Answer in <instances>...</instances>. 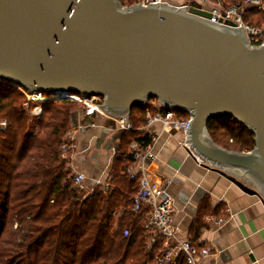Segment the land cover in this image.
Wrapping results in <instances>:
<instances>
[{
  "label": "water",
  "instance_id": "1",
  "mask_svg": "<svg viewBox=\"0 0 264 264\" xmlns=\"http://www.w3.org/2000/svg\"><path fill=\"white\" fill-rule=\"evenodd\" d=\"M209 7L121 0H0V80L47 94L103 98L124 117L156 99L189 114L188 143L206 168L264 203V45ZM229 117L254 134L249 152L210 136Z\"/></svg>",
  "mask_w": 264,
  "mask_h": 264
},
{
  "label": "trees",
  "instance_id": "2",
  "mask_svg": "<svg viewBox=\"0 0 264 264\" xmlns=\"http://www.w3.org/2000/svg\"><path fill=\"white\" fill-rule=\"evenodd\" d=\"M121 1L131 6L137 0ZM241 1L224 0L227 5ZM254 16H259L254 9L246 11L247 19ZM24 100L18 89L0 80V115L9 121L7 130L0 131V264H153L155 252L148 248L141 214L127 209L106 212L96 220L95 213L102 205L113 208L124 203L125 195L134 190L136 183L127 170L134 165L135 154L153 143L145 126L147 110H157L151 105L156 99L132 110V129L125 131L114 156L109 192L100 186L75 188L72 168L61 154L78 102L65 98L47 103L34 134ZM173 111L178 119L189 118ZM208 131L222 147L219 137L238 146L234 149L238 152L255 147L254 134L232 118L211 119ZM133 143L136 148H130ZM221 206L213 207L204 197L190 235L198 238Z\"/></svg>",
  "mask_w": 264,
  "mask_h": 264
},
{
  "label": "crops",
  "instance_id": "3",
  "mask_svg": "<svg viewBox=\"0 0 264 264\" xmlns=\"http://www.w3.org/2000/svg\"><path fill=\"white\" fill-rule=\"evenodd\" d=\"M118 118L83 109L71 114V127L76 128V154L71 168L85 174L88 190L112 176L113 159L125 135ZM145 131L153 137L154 155L146 165H163L174 178L170 192L184 230L190 234L199 204L206 196L213 207L222 205L218 216L228 217L222 226L201 230L199 237L212 243L205 264H264V203H251L238 186L199 163L182 130L165 129L160 122H152Z\"/></svg>",
  "mask_w": 264,
  "mask_h": 264
},
{
  "label": "built area",
  "instance_id": "4",
  "mask_svg": "<svg viewBox=\"0 0 264 264\" xmlns=\"http://www.w3.org/2000/svg\"><path fill=\"white\" fill-rule=\"evenodd\" d=\"M127 1L125 0V2ZM201 1L205 3L204 7L210 8L211 22L223 25L231 21L237 27H241L252 45H264V0H242L230 5H227L224 0ZM137 2L144 5L159 2L173 7H189L188 2L180 3L177 0H137ZM248 9H254L259 13V16L247 19L246 11ZM7 83L17 88L25 97L23 108L29 117L31 126H35L36 120L43 115L47 103L65 98L82 103V105L79 104L78 109L91 113H105L102 108L103 98L98 96L75 93L47 94L38 92L36 89ZM151 105L157 110L154 113L149 109L147 110V124L160 122L165 129L178 128L187 136L190 117L188 119L176 118L173 110L163 108L157 100L151 101ZM118 119L121 128L125 131L132 129L130 120L126 125L124 117ZM8 126V119L0 115V131L7 130ZM30 131L38 134L39 129L35 126V128H30ZM75 131L76 128L73 127L68 129L60 148L63 158L69 161L70 167L76 154ZM136 146L135 143L132 144V148H136ZM187 146L192 150L199 163H205L191 149L189 144ZM148 159L154 160L151 145L135 154V163L127 170L129 178L136 183L134 190L125 195L124 203L120 205L113 208L106 205L100 206L95 213V219L101 220L106 212H120L130 209L133 213L141 214L144 218L143 225L149 235L148 248L155 252L153 264H179L183 262L186 264H205L212 251L211 241L203 237L194 238L184 230L177 220V207L174 196L170 192L174 178L167 174L166 167L163 165L147 166L146 160ZM111 180L112 176L97 186H100L102 191L109 192ZM72 184L77 189H86L85 174L81 171L73 172ZM227 220V216H212L208 218L207 229L222 226Z\"/></svg>",
  "mask_w": 264,
  "mask_h": 264
},
{
  "label": "rangeland",
  "instance_id": "5",
  "mask_svg": "<svg viewBox=\"0 0 264 264\" xmlns=\"http://www.w3.org/2000/svg\"><path fill=\"white\" fill-rule=\"evenodd\" d=\"M178 2L180 3H185V2H188L189 6H194V7H197V8H203L205 6V3L202 2L201 0H177ZM123 3V2H122ZM138 3L137 1L134 3L136 4ZM17 89V88H16ZM78 106L75 108L78 109L80 107V105H82V103L78 102L77 103ZM80 104V105H79ZM71 128V127H70ZM220 143L224 146V147H228L232 150H239V147L238 146H235V144H231L228 139L224 138V137H219L218 138ZM243 152H249V151H243Z\"/></svg>",
  "mask_w": 264,
  "mask_h": 264
}]
</instances>
